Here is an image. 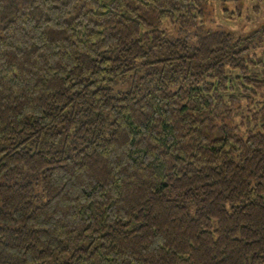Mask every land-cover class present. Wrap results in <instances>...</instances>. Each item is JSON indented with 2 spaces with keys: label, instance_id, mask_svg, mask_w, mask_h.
<instances>
[{
  "label": "trees",
  "instance_id": "obj_1",
  "mask_svg": "<svg viewBox=\"0 0 264 264\" xmlns=\"http://www.w3.org/2000/svg\"><path fill=\"white\" fill-rule=\"evenodd\" d=\"M207 3L0 0V264H264V26Z\"/></svg>",
  "mask_w": 264,
  "mask_h": 264
},
{
  "label": "rangeland",
  "instance_id": "obj_2",
  "mask_svg": "<svg viewBox=\"0 0 264 264\" xmlns=\"http://www.w3.org/2000/svg\"><path fill=\"white\" fill-rule=\"evenodd\" d=\"M203 30H221L230 33L234 38H246L256 34L264 26V0H208L204 8V17L198 23ZM161 29L165 32L163 44L159 50H164L166 42L176 38L185 37L192 41L191 35L195 28L189 31H179L178 27L164 23ZM251 51L259 53L264 47L263 44L251 45ZM159 57H162L159 54ZM155 59V55L152 60ZM144 71L139 69L133 74L134 79H139ZM132 81L123 84H116L113 93L125 92L130 89ZM257 99H264V92Z\"/></svg>",
  "mask_w": 264,
  "mask_h": 264
}]
</instances>
